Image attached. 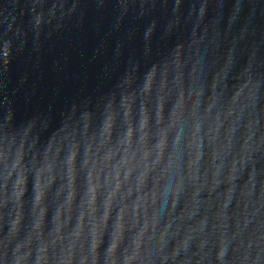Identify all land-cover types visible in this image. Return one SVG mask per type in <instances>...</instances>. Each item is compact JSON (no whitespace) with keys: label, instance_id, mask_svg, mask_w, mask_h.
I'll return each instance as SVG.
<instances>
[{"label":"water","instance_id":"water-1","mask_svg":"<svg viewBox=\"0 0 264 264\" xmlns=\"http://www.w3.org/2000/svg\"><path fill=\"white\" fill-rule=\"evenodd\" d=\"M178 50L191 69L183 87L171 74L166 78L163 70L164 61ZM154 64L160 65V71L149 86L148 70ZM249 77L261 81L255 108L249 87L244 86ZM197 88L203 91L192 117ZM113 95L114 124L106 132L104 124L113 112L104 104ZM129 103L131 116L126 115ZM161 103L169 143L181 150L180 174L187 176L186 140L197 119L201 159L195 182L185 180L175 204L173 169L167 184L157 187L156 196L140 201L137 210V201L153 187L151 178L143 189L138 187L143 163L137 150L152 149L149 164L157 155ZM145 106L149 124L141 129ZM262 108L264 0H0V129L9 116L13 127L7 138L0 131V241L8 245V264L18 245L20 254L31 248L27 264H37L41 239L49 244L51 264L57 256L71 259V264H81L85 257L87 264H93V256L95 264L112 260L125 264L133 252L132 264H216L224 225L231 238L228 264L245 251L251 259L264 248L255 243L264 232ZM86 113L92 114L90 121ZM253 119L255 123L249 125ZM31 121L36 126L26 129ZM130 125L134 132L129 147ZM145 131L147 144L142 143ZM133 151L137 159L124 163ZM195 152L193 144V157ZM92 185L94 213L89 204ZM120 209H124L122 221ZM121 222V239L110 253ZM238 226L241 230L233 236ZM186 235L191 239L180 247ZM95 236L100 243L94 251ZM137 236L141 237L138 249ZM250 239L246 248L233 252L239 241L247 244ZM261 257L264 264V251Z\"/></svg>","mask_w":264,"mask_h":264},{"label":"clouds","instance_id":"clouds-1","mask_svg":"<svg viewBox=\"0 0 264 264\" xmlns=\"http://www.w3.org/2000/svg\"><path fill=\"white\" fill-rule=\"evenodd\" d=\"M6 47H7V45H6ZM163 70H164V74H165L166 78L169 74H171L175 83L180 85L181 87L184 86V81H185L186 75L191 73V69L186 68L184 56H183L182 51H180V50H178L171 58L164 61ZM159 71H160V65H158V64L152 65L150 70H148V78H149V76H151L150 82L148 79L149 86L151 85L152 79L157 76ZM219 76H221V74L218 73L217 77H219ZM131 83H132V76L129 75L128 84H131ZM260 84H261V81L259 79L253 80L251 77H249L247 79V81L245 82V85H244L245 87H249V98L251 100L253 108H255V106H256L257 91L259 89ZM213 88H215V79L213 81ZM202 91H203L202 88H197L195 90V92L193 93V96H194V99L192 101L193 111H191V113H190V115L192 117H196V112L194 110L195 106L198 103V99H196V98H198L201 95ZM237 95H239V92L237 93ZM123 99H124V101H127L128 97L125 96ZM116 105H117V99H116L115 95L111 96L107 100V102L104 104L105 108L111 109L113 112L112 115H109L107 122L104 124V129L106 132H110L112 127H113ZM210 106L211 105H209V107ZM163 108H164V105H163V103H161L160 104L161 127L159 130L160 135H159L158 142L155 145V149L157 150V155L155 156V158L151 162V164H149L147 161L149 160V157L152 155V149L143 148V149L137 150V151L142 152V155H140L139 160L141 163H143V169L140 172V175L138 177V187L140 189H143L150 178L153 182V187H152L151 191L149 193L142 195L140 197V200L137 201L136 206H135L137 210L140 207V201L146 199L147 195L156 196L157 187H163L167 184V181L169 180L173 169L176 172L175 186L172 189V202H173V204H175V202H176L177 195L184 190L185 180L187 179L188 181L195 182V179H196L197 170H198V163L201 159V155H200V139H201V137L199 135L200 130H201L200 121L198 119L193 121V123L191 125L190 135L188 136V138L186 140L188 159L186 161L187 176H185V175L180 174L181 161H182L181 150L175 146H171L169 143L170 131H169V127L165 126L163 124V120H164ZM261 110L264 111V108H262ZM229 112H231V109H229ZM86 114H87L88 120L90 121L92 114L91 113H86ZM126 115L131 116V104L130 103L128 104ZM172 119H173V121H175V119H176L175 113H173ZM10 120H11V116L8 117V121H10ZM8 121H6L5 126L2 129H0V131H2L4 133L5 138L8 137L9 131L12 130V128H13L11 126V124L8 123ZM253 123H255L254 119L249 121V125H252ZM148 124H149V117L147 114V106H145L144 118L141 121V125H140L141 129H147ZM34 126H36V122L31 121V122L27 123L26 129H32ZM66 127H67V125H66ZM210 131H213V130L210 129ZM229 131H231V129H229ZM133 132H134V128L130 125L127 129V137H128L129 147L131 146ZM213 139H214V136H213ZM147 141H148V132L145 131L144 136L142 137V143L147 144ZM245 143H247V142H245ZM193 144H195V147H196V152H195L194 157L191 155V146ZM166 153H168V155H166ZM111 155H112V153L109 152L108 156L105 157V159L106 160L109 159L111 157ZM75 157H76V153L74 151L72 153L71 160L74 161ZM136 159H137V152L133 151L131 153L130 157L125 156L124 163H130V161L136 160ZM215 159H216V150L214 148L212 151V160L215 161ZM243 159H244V157L242 156L241 162H243ZM218 167L219 166H217V168ZM235 168H236V160L234 158L232 160V167H231L230 174H229L230 180L233 179L231 172H234ZM132 170L133 169L130 166L128 168V173H127L128 176H131ZM151 173H154V175H151V177H150ZM116 175H117V178H119L120 166L117 167ZM215 176H216V173L213 172V187H215V184L217 183V181L215 180ZM118 188H120L119 180H118L117 185H116V189H118ZM95 191H96L95 185H92L89 188V192L92 193L89 204L92 206L91 211L93 213L95 212V207L93 205H95V202H96ZM196 191H199V189H197ZM230 192H231V189H229V193ZM250 192H251V189L248 190V193H250ZM195 195H196V193L194 192L193 193V200H195ZM114 196H115V190L110 194L109 200L106 202V204L108 206L111 205V200ZM162 200H163L162 196L158 198L157 203H156L157 209H159L160 203ZM123 213H124V209H120L121 221L123 220ZM221 215H222V213H221ZM82 218L83 217H81V219ZM105 219H107V212L105 213ZM247 222H248L247 218H245L244 223L247 224ZM17 223H18V221H17ZM204 224H205V221L201 220L200 225H199L200 231H203ZM39 227L40 226L37 225V228H39ZM146 227H147V224H145V228ZM213 227L215 228L217 226L214 225ZM166 230H167V228H165V231ZM240 230L241 229L238 226L236 229V232L233 233V236H235L236 233L240 232ZM122 231H123V223L121 222V224L118 226V231L116 233V236L109 246L108 251L110 253H114L116 251L118 244H119V241L121 239ZM143 231H144V229H141V232H143ZM189 232H191V230H189ZM225 232H226V225L220 227V235L218 237V249L216 252V264H228V258L226 257V251H227L228 244H229L231 238L226 236ZM76 236H77V238H79L80 232L76 233ZM163 238H164V232H161L160 236L158 237V240L162 241ZM97 239H98V236H95L94 241L92 243V249L94 251H95V249H97V247L99 246V243H100V239H99V243H97ZM189 239H191V236L186 235L184 237V240L181 243L180 247H186ZM140 241H141V237L137 236L135 241H134L137 249L140 247ZM29 243H31V241H29ZM51 243H52V246L54 247L57 243V240L54 239ZM199 243H200V247L203 248L204 243H205L204 239H201ZM251 243H252L251 239L247 242V244L245 241L241 240L233 247L232 250H233V252H237L240 248H242V247L246 248L247 245L251 244ZM255 243L258 246L264 244V232L260 233V235L256 238ZM72 246H74V242H73ZM48 249H49V244L44 242L43 239H41L40 247H39L40 255L38 257L37 264H51V262L48 259ZM261 251H264V248H261L260 250H258L256 252L255 256L251 257V259H249L248 252L245 251L242 256H236L233 259L232 264H261V261H262ZM15 253H16V255H15V258H14L12 264H27L28 258L31 256V248H29L28 251L24 252L23 254H20L21 253V247L18 245L15 248ZM135 256H136V253L133 252L131 255L126 257L125 264H132V261L135 259ZM7 258H8V245L6 242L0 241V261H3V264H8ZM95 261H96V256H93V264H95ZM55 264H71V259H61L60 256H57ZM81 264H87V258L86 257L84 260L81 261ZM111 264H117V262L115 260H112ZM196 264H199V261H197Z\"/></svg>","mask_w":264,"mask_h":264}]
</instances>
